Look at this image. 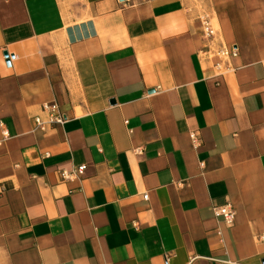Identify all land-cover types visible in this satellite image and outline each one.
Wrapping results in <instances>:
<instances>
[{
    "label": "crops",
    "instance_id": "crops-1",
    "mask_svg": "<svg viewBox=\"0 0 264 264\" xmlns=\"http://www.w3.org/2000/svg\"><path fill=\"white\" fill-rule=\"evenodd\" d=\"M0 264H264V0H0Z\"/></svg>",
    "mask_w": 264,
    "mask_h": 264
},
{
    "label": "built area",
    "instance_id": "built-area-1",
    "mask_svg": "<svg viewBox=\"0 0 264 264\" xmlns=\"http://www.w3.org/2000/svg\"><path fill=\"white\" fill-rule=\"evenodd\" d=\"M201 32L203 39L207 42V47L202 51V56L205 60L210 61L212 68L215 70L214 76H222L226 73L234 71L231 65V60L237 57L238 52L235 47H227L216 43L217 28L212 19L208 15L200 17ZM42 115L33 117L34 130L46 132L49 129L63 125L68 121L69 116L63 112L59 105L55 102L44 104L41 108ZM192 140L195 144L198 140L195 134H191ZM85 170V165L75 166L72 170H63L61 172L64 179L71 178L72 176L82 174ZM144 199L147 196L144 195ZM212 211L215 217H220L229 226L235 221V210L230 203L223 205H214Z\"/></svg>",
    "mask_w": 264,
    "mask_h": 264
}]
</instances>
